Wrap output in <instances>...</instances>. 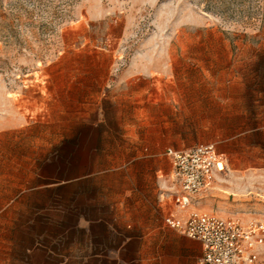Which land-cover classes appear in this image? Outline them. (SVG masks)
<instances>
[{
	"label": "rangeland",
	"instance_id": "1",
	"mask_svg": "<svg viewBox=\"0 0 264 264\" xmlns=\"http://www.w3.org/2000/svg\"><path fill=\"white\" fill-rule=\"evenodd\" d=\"M143 130L178 143L159 161L214 143L225 170L196 203L264 222V0H0V259L54 232L39 187L94 190Z\"/></svg>",
	"mask_w": 264,
	"mask_h": 264
},
{
	"label": "crops",
	"instance_id": "2",
	"mask_svg": "<svg viewBox=\"0 0 264 264\" xmlns=\"http://www.w3.org/2000/svg\"><path fill=\"white\" fill-rule=\"evenodd\" d=\"M122 139L129 148L126 160L101 171L103 176L94 178V190L86 186L85 178L71 179L63 188L37 189L31 209L51 212L47 221L54 232L37 237L27 254L8 253L0 264H197L202 255L200 243L163 221L168 212L181 213L161 199L169 185L159 174L167 169L165 177L171 180V167L166 157L157 160L159 155L152 148L178 143L153 142L151 132L145 130ZM199 144L207 143L195 145ZM75 158L82 162L85 157ZM41 192L52 198L45 203ZM190 210L203 211L196 197ZM138 242L171 244L174 249L137 250Z\"/></svg>",
	"mask_w": 264,
	"mask_h": 264
},
{
	"label": "built area",
	"instance_id": "3",
	"mask_svg": "<svg viewBox=\"0 0 264 264\" xmlns=\"http://www.w3.org/2000/svg\"><path fill=\"white\" fill-rule=\"evenodd\" d=\"M164 156L170 163L172 185L163 190L161 199L181 215L168 212L163 221L168 228L200 243L202 255L197 264H257L264 245V222L243 224L235 218L190 210L194 198L221 172L222 156L216 145L167 148Z\"/></svg>",
	"mask_w": 264,
	"mask_h": 264
},
{
	"label": "bare ground",
	"instance_id": "4",
	"mask_svg": "<svg viewBox=\"0 0 264 264\" xmlns=\"http://www.w3.org/2000/svg\"><path fill=\"white\" fill-rule=\"evenodd\" d=\"M224 170H225V168H224V166L222 165V167H221V172L224 171Z\"/></svg>",
	"mask_w": 264,
	"mask_h": 264
}]
</instances>
